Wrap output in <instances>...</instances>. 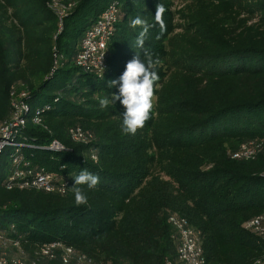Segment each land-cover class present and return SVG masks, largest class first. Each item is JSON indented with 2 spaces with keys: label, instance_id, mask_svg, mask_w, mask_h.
<instances>
[{
  "label": "trees",
  "instance_id": "trees-1",
  "mask_svg": "<svg viewBox=\"0 0 264 264\" xmlns=\"http://www.w3.org/2000/svg\"><path fill=\"white\" fill-rule=\"evenodd\" d=\"M49 3L0 0V126L26 91L31 112L43 111L42 125L28 123L16 141L65 148L2 151L0 258L165 264L177 258L168 223L177 215L198 232L205 264H254L264 239L243 224L264 213V0H66L72 7L57 37ZM112 3L119 21L106 67L84 72L75 64L80 40ZM137 16L152 25L143 49ZM135 52L150 58L159 80L149 119L126 135L123 106L99 100L117 91L108 85ZM72 128L83 143L71 139ZM248 142L260 146L254 159L231 158ZM15 157L24 159L13 166ZM42 169L54 177L53 192L18 187L28 170ZM83 169L99 184L77 205L70 187ZM14 172L23 177L10 182Z\"/></svg>",
  "mask_w": 264,
  "mask_h": 264
},
{
  "label": "built area",
  "instance_id": "built-area-1",
  "mask_svg": "<svg viewBox=\"0 0 264 264\" xmlns=\"http://www.w3.org/2000/svg\"><path fill=\"white\" fill-rule=\"evenodd\" d=\"M65 2L66 0H50L49 3V9L56 13L59 21L56 37L61 33L63 29V20L72 7V5H66ZM118 21V6L112 3L107 6L91 27L84 32L80 40L79 53L75 60L76 67L84 72L98 74L105 69L108 58L107 45L115 33ZM54 70L55 68L53 66L49 75H51ZM28 95V92H22L11 102L10 118L0 126V156L2 151L6 148H12L16 153L23 147L57 153L65 150V148L55 140L51 141L48 146L39 147L25 144L21 141L18 143L16 141V137L18 138L21 136L28 123H32L35 126L42 125L41 114L43 111L38 109L31 112L28 105ZM11 96H13V93H11ZM68 133L75 143H83L85 141L79 128H72L68 130ZM259 152L260 146L256 145V143H243L239 150L231 155V158L237 160L254 159ZM23 159V157H15L12 160V165L17 166ZM23 165L27 166L26 160ZM26 174L28 176L27 180L18 185L20 189H35L44 192H53L55 190V186L52 184L54 177L45 172L44 169L40 172L28 170ZM22 177L23 173L14 172L9 176L8 180L13 182ZM168 223L177 233L178 246L176 250L177 258L175 261H166L165 264H205L198 232L192 229L184 218L177 215L170 216L168 218ZM243 229L264 239V213L246 221L243 224ZM56 246V244H53L44 248L43 254H48V250ZM65 252L67 254L71 253L69 249H66ZM0 264L25 263L21 260L8 261L5 258H0ZM254 264H264V255L255 261Z\"/></svg>",
  "mask_w": 264,
  "mask_h": 264
},
{
  "label": "clouds",
  "instance_id": "clouds-1",
  "mask_svg": "<svg viewBox=\"0 0 264 264\" xmlns=\"http://www.w3.org/2000/svg\"><path fill=\"white\" fill-rule=\"evenodd\" d=\"M162 13L163 8L161 7L157 12V16L161 17ZM132 25L140 26L141 28L136 46L143 49L152 25L148 24L140 16L135 17ZM161 27L163 28L162 19ZM158 80L159 75L153 70L150 58L148 63H145L144 59H141V56L136 53L133 59L126 64L125 70L119 78L109 83V88L116 87L117 91L101 98L99 104L101 107L107 108L109 105L113 107L114 103L119 101L125 109L122 114L121 125V130L124 134L135 135L137 130L142 128L149 119V114L153 108L154 84ZM93 159H98V157L93 156ZM73 181V186L70 188L74 195L75 203L77 205H86L88 196L85 188L87 190L95 189L99 184V177L83 169Z\"/></svg>",
  "mask_w": 264,
  "mask_h": 264
},
{
  "label": "rangeland",
  "instance_id": "rangeland-1",
  "mask_svg": "<svg viewBox=\"0 0 264 264\" xmlns=\"http://www.w3.org/2000/svg\"><path fill=\"white\" fill-rule=\"evenodd\" d=\"M180 3V1H175V3L174 4H179ZM12 256H14L13 254H12ZM16 258V257H15Z\"/></svg>",
  "mask_w": 264,
  "mask_h": 264
}]
</instances>
